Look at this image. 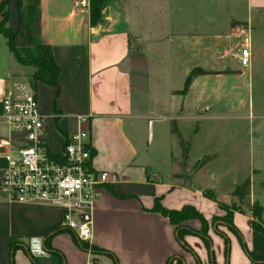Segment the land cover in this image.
<instances>
[{
  "label": "crops",
  "instance_id": "0c3cea01",
  "mask_svg": "<svg viewBox=\"0 0 264 264\" xmlns=\"http://www.w3.org/2000/svg\"><path fill=\"white\" fill-rule=\"evenodd\" d=\"M88 1L77 7L74 0H8L6 26L19 47L49 44L58 66V87L40 81L33 87L46 117V140L59 142L53 151L47 141L49 150L58 153L77 130V116H89L91 164L108 174L93 205L74 214L89 225L90 236L81 240L67 228L54 232L62 227L59 206L14 201L0 192V264H264V117L249 123L240 148L245 160L229 158L224 186L221 151H207L201 162L192 156L193 144L200 143L197 123L212 118L200 103L184 105L193 85L187 95L183 85L168 88L175 105L161 102L164 113L139 102L148 73L142 59L164 44L180 49V43L197 42L200 48L203 42L207 66L220 61L229 72L250 70L264 51V0H104L95 24ZM239 24L251 28L246 66L239 61L241 44L234 34ZM179 49L172 51L174 58L184 54ZM33 71L16 59L0 33V138H19L1 120L2 98L13 82L28 80ZM149 115L194 123L185 133L169 130L175 141L161 150L162 163L145 145ZM5 151L0 148V179ZM247 181L244 193L236 194ZM157 201L168 210L192 206L201 217L181 221L185 229L179 239L177 224L153 211ZM254 204L261 207L260 228L254 225ZM32 238L43 241L41 254L31 251Z\"/></svg>",
  "mask_w": 264,
  "mask_h": 264
},
{
  "label": "rangeland",
  "instance_id": "374dc122",
  "mask_svg": "<svg viewBox=\"0 0 264 264\" xmlns=\"http://www.w3.org/2000/svg\"><path fill=\"white\" fill-rule=\"evenodd\" d=\"M238 40L240 44L242 41ZM198 46L197 42L180 43L179 49L173 44L170 46L164 44L159 46L160 48H155L149 58L142 59L143 67L148 73L143 75L144 89L140 92L142 95L139 102L143 107H153L154 112L164 113L167 108L165 104L160 106L161 102L165 103L169 100L172 106L175 105V101L167 95L166 90L182 85L184 88L185 79L193 68L200 67L205 70V73L195 75L184 91V93L188 92L190 85H193L190 93L188 95L186 93L187 96L184 97V105L187 109L200 103L202 113L212 117L197 123L199 127L197 137L200 136V143L195 141L191 152L192 156L200 159L201 162L207 151L218 150L219 153L221 151L222 160L218 161V164L226 167L227 171H220L219 174H222L225 186L229 184V158H236L239 162L245 160L241 153L243 149L240 148H244L242 142L248 137L247 127L251 121L259 122L261 117H264V51L259 53L250 70L240 68L235 72H229V67L223 66L220 61L216 63L212 61L211 67L207 66L205 43L202 42L200 48ZM177 49L180 50V54H184L174 58L171 53ZM202 53L204 54L200 55ZM22 54L24 55V51ZM154 116L156 115H149L153 119L150 124L148 119L144 122V141L148 153L162 163L161 150H166L175 141L174 135L170 134L169 130L177 128L185 133L190 127H194V123L185 121L174 123L169 119H154ZM230 117L246 118L230 119ZM149 132L150 140L153 141L152 144L149 142L150 145H147L146 138ZM229 138H232L231 141ZM47 141L51 150L56 151L58 140L53 141L48 137ZM231 144L236 151H232ZM242 166L244 168L242 173H247L246 166Z\"/></svg>",
  "mask_w": 264,
  "mask_h": 264
},
{
  "label": "built area",
  "instance_id": "2783aa9c",
  "mask_svg": "<svg viewBox=\"0 0 264 264\" xmlns=\"http://www.w3.org/2000/svg\"><path fill=\"white\" fill-rule=\"evenodd\" d=\"M74 4L82 7L89 1L74 0ZM250 30L248 24L234 27V34L242 41L239 61L243 66L250 60ZM2 108V122L19 138H0V148H6L0 192L14 201L61 207L62 227L75 231L81 240H88L89 225L78 222L74 214L93 205L101 185L108 179L107 172L98 171L91 164L89 116H77V130L68 134L58 153H53L45 137L46 117L39 111L35 89L28 80L12 83L2 98Z\"/></svg>",
  "mask_w": 264,
  "mask_h": 264
},
{
  "label": "trees",
  "instance_id": "16d2710c",
  "mask_svg": "<svg viewBox=\"0 0 264 264\" xmlns=\"http://www.w3.org/2000/svg\"><path fill=\"white\" fill-rule=\"evenodd\" d=\"M103 2L104 0H91L90 18L92 24H95L97 21H99ZM7 4H8V0H1L0 2V13H1L0 33H2L8 38L10 50L15 55L16 59L21 64L32 65L34 67V71L29 75V79H28L29 82L33 87H36L37 82L39 81L58 87L57 84L58 66L53 60L51 46L49 44H43V43H38L28 47H19L15 45L12 39V33L10 32L9 28L6 26V22L8 20V15H9ZM22 51H24V55L22 54ZM205 72L206 71L200 67L193 68L185 79L183 91L187 89L188 85L190 84L192 78L195 75L202 74ZM247 186H248V181L238 186L235 189V193L242 195ZM153 211H157L168 216L173 223L177 224V237L179 239H180V234L185 229L183 226L180 225V222L189 217H201L200 214L192 206H185L180 210H168L162 207L158 201L155 203L153 207ZM253 215H254L255 228H260V224L258 223V221L261 220V207L258 204H254L253 206ZM223 220L228 221L226 217ZM203 225L205 224L203 223ZM60 229H66V228L60 227L54 232L59 231ZM54 232H52L51 234L47 235V237L44 238V243H46L48 238L51 235H53ZM80 244L83 247L85 246L83 242H80ZM13 246L14 243L11 241V245H10L11 251ZM249 255L253 257L250 253Z\"/></svg>",
  "mask_w": 264,
  "mask_h": 264
},
{
  "label": "water",
  "instance_id": "95a60500",
  "mask_svg": "<svg viewBox=\"0 0 264 264\" xmlns=\"http://www.w3.org/2000/svg\"><path fill=\"white\" fill-rule=\"evenodd\" d=\"M43 241L40 238H32L30 240V248L33 250L34 254H41L40 249V243Z\"/></svg>",
  "mask_w": 264,
  "mask_h": 264
}]
</instances>
